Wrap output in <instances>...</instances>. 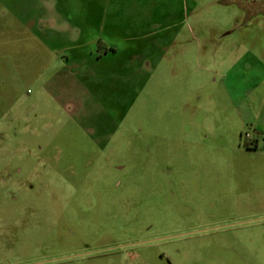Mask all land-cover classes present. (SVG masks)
<instances>
[{"label": "rangeland", "instance_id": "rangeland-1", "mask_svg": "<svg viewBox=\"0 0 264 264\" xmlns=\"http://www.w3.org/2000/svg\"><path fill=\"white\" fill-rule=\"evenodd\" d=\"M15 1L0 0V264H264V0H101L129 4L117 21L157 50L89 88L59 68L62 25L42 27L83 0Z\"/></svg>", "mask_w": 264, "mask_h": 264}, {"label": "crops", "instance_id": "crops-1", "mask_svg": "<svg viewBox=\"0 0 264 264\" xmlns=\"http://www.w3.org/2000/svg\"><path fill=\"white\" fill-rule=\"evenodd\" d=\"M83 1L79 3L78 18L69 17L62 20V23L49 19L42 25V27H48L47 29L59 27L58 24L63 27L64 37L62 35L59 37L63 38L61 43L66 47H64L65 52L61 57L59 68L65 70L66 81L76 82L81 87H96L99 83V75L107 73L113 76L120 71L119 57L127 61L140 55L141 52L143 56H148L153 50H157V48L153 49L151 46H144L140 43H143L149 36L138 34L137 29L131 28L127 22L117 21L118 16H121L122 11L127 9L129 4L102 2L101 0ZM58 4L64 11H71L70 8L74 7L72 3L68 2ZM66 14L74 15L72 11L70 15L68 12ZM166 18H168L166 14L160 15V19L163 21L167 20ZM143 26H146V23H143ZM48 31L52 33L50 30ZM158 41L161 44L159 48H162V45L165 47L167 37L160 34ZM57 61L58 58L56 63L59 64ZM262 81L264 82V70L259 82L262 83ZM259 113L260 117L256 121V127L259 133L264 134V101Z\"/></svg>", "mask_w": 264, "mask_h": 264}, {"label": "trees", "instance_id": "trees-1", "mask_svg": "<svg viewBox=\"0 0 264 264\" xmlns=\"http://www.w3.org/2000/svg\"><path fill=\"white\" fill-rule=\"evenodd\" d=\"M98 45H100V43H98Z\"/></svg>", "mask_w": 264, "mask_h": 264}]
</instances>
